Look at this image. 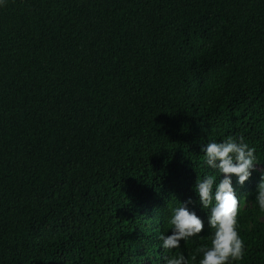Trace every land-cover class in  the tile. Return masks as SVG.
I'll return each instance as SVG.
<instances>
[{
	"label": "trees",
	"instance_id": "trees-1",
	"mask_svg": "<svg viewBox=\"0 0 264 264\" xmlns=\"http://www.w3.org/2000/svg\"><path fill=\"white\" fill-rule=\"evenodd\" d=\"M225 137L264 170V0L0 4V264H198L211 229L157 233L178 199L207 212L199 144ZM257 179L234 183L236 264H264Z\"/></svg>",
	"mask_w": 264,
	"mask_h": 264
},
{
	"label": "clouds",
	"instance_id": "clouds-1",
	"mask_svg": "<svg viewBox=\"0 0 264 264\" xmlns=\"http://www.w3.org/2000/svg\"><path fill=\"white\" fill-rule=\"evenodd\" d=\"M4 0H0L3 4ZM202 165L206 169L196 176L191 185L199 209L207 212L201 216L191 196L178 199L170 205L167 232L157 233L163 250L179 248L182 241L199 237L205 228L211 229L206 243L197 248L198 264H236L244 258L246 245L241 238L238 212L240 205L237 189L243 186L254 172L258 179L252 188L251 199L260 214H264V170L257 165L258 157L253 146L243 137L209 139L199 144ZM208 169L215 174H209ZM218 177V178H217ZM192 259H196L193 256ZM164 264H189V258L176 252L163 257Z\"/></svg>",
	"mask_w": 264,
	"mask_h": 264
}]
</instances>
